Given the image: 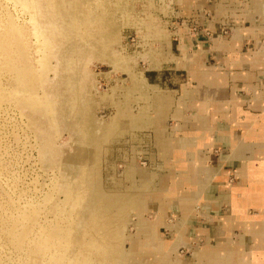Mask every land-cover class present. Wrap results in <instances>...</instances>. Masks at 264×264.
Here are the masks:
<instances>
[{
	"label": "rangeland",
	"instance_id": "obj_1",
	"mask_svg": "<svg viewBox=\"0 0 264 264\" xmlns=\"http://www.w3.org/2000/svg\"><path fill=\"white\" fill-rule=\"evenodd\" d=\"M188 2L0 0V217L12 220L29 203L38 206V201L54 192L47 206L40 204L43 217L71 225L70 247L76 251L95 212L98 217L103 214L99 213L103 199L109 214L116 210L113 200L118 195L143 192L142 172L152 174L156 189L164 179L171 186L178 184L182 194L189 193L188 187L179 185L180 171L174 162L161 154L149 122L125 131L117 124L110 129L118 111L128 109L130 98L131 111L138 114L163 94L171 100L165 130L180 137L185 130L183 110L192 114L186 101L191 103L193 98L185 96L184 108L181 102L185 88L195 90L198 84L188 75L190 63L184 54L203 48L209 51L206 66H218L221 51L214 49L215 38L231 39L239 27L254 22L246 18L252 0H199L194 6ZM220 5L223 14L217 15ZM253 20L255 25L262 21L258 14ZM257 35L261 36V29ZM186 38L185 53L181 45ZM141 83L147 97L136 100ZM240 92L242 97L246 95L244 90ZM29 96L43 106L29 107ZM179 108L182 112L177 116ZM151 112H146L147 119ZM204 154V165H213L214 152ZM66 188L72 192L84 189L85 197L76 207L67 202V213L54 215L57 205L65 203ZM177 205L168 207V217L159 226L164 239L173 240L186 229ZM135 208L124 215L115 264H123L131 243L143 236L137 228L141 213ZM200 209L199 204L192 207V211ZM157 211L155 207L145 210L142 222L154 223ZM0 228V264H24L2 225ZM158 240L154 238L150 245L155 247ZM201 241L192 231L182 247L177 244L172 256L189 258L185 247L193 249ZM131 257L139 264L152 262L147 255L137 258L129 253Z\"/></svg>",
	"mask_w": 264,
	"mask_h": 264
},
{
	"label": "crops",
	"instance_id": "obj_2",
	"mask_svg": "<svg viewBox=\"0 0 264 264\" xmlns=\"http://www.w3.org/2000/svg\"><path fill=\"white\" fill-rule=\"evenodd\" d=\"M196 1L199 0H192L189 6H194ZM223 10V5H220L217 15L223 14ZM257 14L262 20L260 25H255L253 20ZM246 18L254 22L245 28L239 27L231 39L222 36L221 41L215 38L214 49L221 51L218 66H206L205 57L209 51L203 48L188 55L186 48L189 43L187 38L183 39L181 48L186 53L183 58L190 63L188 75L198 84L195 90L185 88L181 102L184 108L185 96L193 98L191 103L186 101L192 114L188 115L183 110L181 124L185 130L179 134L180 137L170 136L165 130L170 109L168 104L171 103L168 96L157 95L152 104L147 103L149 107H142L138 114L132 113L133 101L130 98L128 109L118 111L120 130L141 127L145 122L152 125L161 154L169 157L180 171L179 185L189 188L185 195L179 191L178 184H168L173 194L166 196L164 204V219L168 217V207L172 203L178 204L180 219L186 225L184 232L179 231L185 238L184 242H177L180 243L179 248L188 241L192 231L196 240L202 238L193 249L185 247L190 252L186 254L189 258L171 254L181 264H216L215 261L217 264H264V0H252ZM258 29H261V36L257 35ZM139 89L135 99L143 100L147 97L145 85L141 83ZM241 90L246 92L244 97ZM161 105L166 108L163 117L157 113ZM146 112H151L148 119ZM181 112L179 108L176 115L180 116ZM123 115L124 120L121 121ZM168 141L172 144L163 151ZM208 150L215 154L210 166L204 165L207 156L204 153ZM161 185L162 181L159 188H154L152 176L143 192L157 200ZM196 204L201 206L200 211H192ZM141 214L144 217L143 211ZM207 251L216 252L212 260L199 259L195 255Z\"/></svg>",
	"mask_w": 264,
	"mask_h": 264
},
{
	"label": "bare ground",
	"instance_id": "obj_3",
	"mask_svg": "<svg viewBox=\"0 0 264 264\" xmlns=\"http://www.w3.org/2000/svg\"><path fill=\"white\" fill-rule=\"evenodd\" d=\"M191 1L192 0H189V2ZM8 66L10 67V65ZM24 72L27 73L26 71ZM2 86L3 84L0 78V89L3 88ZM1 96H0V108L2 106ZM32 98L34 97L29 96V98H27L28 100L31 101L29 107H31L32 109H38L40 108V106L41 107L43 106L40 104V102L38 103V100L35 98L34 99L37 101H34L33 103L32 101L34 99ZM45 106L49 108L50 105L48 104ZM157 113L161 117L165 116L166 108L162 105L159 106L157 108ZM118 115L115 117V119H113L111 123L112 127L110 129L116 126ZM170 144H172L171 141H168L165 144V147L162 148V150L166 151V149L168 148V146H170ZM151 179L152 176H150L149 174H145V172L144 173L142 172L141 183L143 189L144 187L147 188L149 186ZM64 193L66 200L63 202L65 203L63 204L59 203L57 205L54 215L57 214L58 212H60L61 214L67 213L65 211L66 208L65 204L68 202L76 207V204L77 203L79 204V202H81L82 198H84L85 197L84 195L86 194L84 189L79 190L77 192H72L71 188H66V190H64ZM160 193L161 194L158 195L157 200L156 199L152 200L144 192L138 194L137 192L133 194H124V195L120 194L118 195L119 197L115 198L116 201L113 200V205L115 206L116 210L111 211L112 213L109 214L107 213L108 206L107 208L105 206L108 204L104 205V199H103V201H101L103 211L99 210L100 211L99 213H103V214L100 215L101 217H98L96 216V212H95V215H93V221H91L92 223L88 225L87 229L85 230V234L83 235L84 237L82 238V241L81 239H79L80 245L78 244L79 246H76V248L79 247L78 250L76 251H73L74 249H71L70 247L71 243L73 242L71 238L72 237L71 236L72 227H70L71 225L63 226L59 221L56 223L53 220H48L47 217L48 215L46 217L45 216L43 217L44 207L42 205L47 206V204L51 201L50 197L53 196L54 192H50L47 195H45L42 202L41 201L37 202L42 205L39 204L38 206H36L35 203L33 202L29 203L27 208L25 207L26 209H24L22 213L20 212L19 216L17 217L14 216L15 218H11L13 221L7 220L5 217H0V225H2V230L7 235L8 240H10L9 241L10 245L12 244L11 246L16 248V251H18L19 253V257L23 260L24 264H113V262L117 260V258L115 259L116 254L118 253L116 249L118 243L120 244L119 240L122 237L120 231L121 228H123V226L125 225L124 224L126 221L125 220L126 218L124 216L125 213L130 212L131 210H135L136 209L135 207L141 209L140 210L141 213L142 211L144 212L147 209H151L154 208L155 206H158V210L160 212L159 211L157 212L156 214L157 218L155 219V222L150 225L144 224V222H142V218L144 217L142 216V214H140L139 222L137 223L138 224L137 226L139 230L144 233V235L139 239L134 240L131 243L132 245L131 249L129 250V252L125 253L126 255L123 258L124 260L123 264H129L130 261L131 262L133 261L134 264L140 263V261H136L132 257L129 259V253L130 256L135 255L137 258H141L144 255L145 256L147 255L148 257H150V261L154 260L155 262L161 264H181V262L178 261V259L171 258V254L175 252L177 249L176 248L177 246L175 247L174 245H177L178 244L177 242H181V241L184 242L185 238L183 236L181 237V234L178 233L177 237L175 236L176 237L175 240L171 239L169 242H164L163 241L164 239L162 240V238L159 235L160 233L159 226L161 224L162 225L164 224L163 220L166 211L164 205L165 200L168 197L167 195L172 193L171 186L168 185L167 180L164 179L162 180ZM161 198H164V200H160ZM160 206H163V208H160ZM121 208L123 209V211H125L123 214L121 212L122 211ZM120 209H121L120 211L121 214L118 211ZM69 210L70 208L68 209V211ZM97 210L98 209H96V211ZM70 211L73 212V210ZM108 212H110V207ZM99 213H97V215H99ZM55 218H57V216ZM156 237H159L160 239L158 240V245L156 247L150 246L149 245L150 242L153 240V238ZM198 253L203 255V257H200ZM215 253L216 252L207 251L204 253L197 252V254L195 255L199 259L207 258L208 260H212L214 258ZM230 260L231 258L229 257V261ZM215 263L217 264L216 261Z\"/></svg>",
	"mask_w": 264,
	"mask_h": 264
}]
</instances>
